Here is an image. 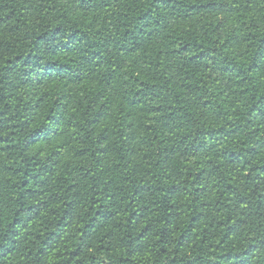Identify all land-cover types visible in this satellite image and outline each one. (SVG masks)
Returning a JSON list of instances; mask_svg holds the SVG:
<instances>
[{
  "label": "trees",
  "instance_id": "1",
  "mask_svg": "<svg viewBox=\"0 0 264 264\" xmlns=\"http://www.w3.org/2000/svg\"><path fill=\"white\" fill-rule=\"evenodd\" d=\"M0 264H264V0H0Z\"/></svg>",
  "mask_w": 264,
  "mask_h": 264
}]
</instances>
